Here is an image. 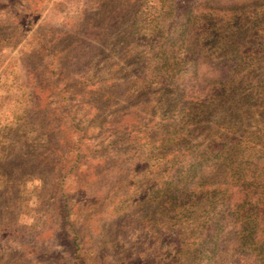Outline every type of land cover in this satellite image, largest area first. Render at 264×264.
Segmentation results:
<instances>
[{"label":"rangeland","instance_id":"374dc122","mask_svg":"<svg viewBox=\"0 0 264 264\" xmlns=\"http://www.w3.org/2000/svg\"><path fill=\"white\" fill-rule=\"evenodd\" d=\"M178 1H170L174 11L160 13L152 9L157 0H0V264H76L71 262L78 243L73 230L84 244L85 255L93 253L94 258L114 263L110 248L100 238L106 235L104 228L117 219L116 199L124 193L117 181L120 177L137 179L143 171L140 151L156 147L158 134L170 135L175 129L165 122L169 113L158 101L159 80L150 62L158 57V37H147L153 35V17L164 29L179 18L201 19L207 13L217 19L236 13L252 23L254 18L264 20V0H184L181 5ZM242 12L244 16H240ZM260 23L246 32L249 41L264 42V23ZM189 33H193L190 47L194 56L180 48L167 54L170 63L187 57L184 66L197 74L184 98L193 102L209 99L213 96L210 85L219 80H232L236 86L239 79L225 70L227 64L216 67L217 53L207 54L198 43L201 30L194 26ZM39 48L51 55L47 61L36 56ZM136 55L142 58L131 62ZM259 81L243 82L244 92L257 89L264 94ZM141 83L148 86L142 98ZM112 88L115 106L100 104L101 96ZM226 88L228 95L229 86ZM241 91L236 94H243ZM237 98L233 99L235 109L228 110V103L218 105L213 120L228 125L237 114L234 118L241 121L240 130L252 132L262 127L264 104L247 106L252 102L243 104ZM128 110L135 113L130 116L132 123L127 129H118L117 115L123 112L126 117L129 114L124 111ZM259 148L254 147L252 154L264 161ZM77 155L79 164L70 165ZM104 159L122 162L117 161L115 169L105 168L100 182L81 194L90 177L86 172ZM118 172H122L120 177ZM222 181V174H216L208 184ZM223 189L231 194V203L240 200L239 184L228 181ZM96 191L110 194L100 208L91 204ZM127 219L117 229V242L124 239L127 244L135 241V235L138 239L144 236L142 227L130 230L133 219ZM186 222L189 226L181 229L189 230L192 221ZM162 230L166 235L172 229ZM256 237L264 241V207ZM112 238L113 234L105 239ZM244 245H236L233 235H228L219 261L200 264H261L248 244Z\"/></svg>","mask_w":264,"mask_h":264},{"label":"trees","instance_id":"16d2710c","mask_svg":"<svg viewBox=\"0 0 264 264\" xmlns=\"http://www.w3.org/2000/svg\"><path fill=\"white\" fill-rule=\"evenodd\" d=\"M170 1L173 0H157L152 9L160 13L172 12L175 8ZM183 1H178V5L183 4ZM115 6L117 8L114 12L119 9L118 4ZM190 13L187 12L186 15ZM207 14L201 16V19L188 17L189 19L182 21V18H179L167 29L161 28L160 23L153 17V35L147 37H158V48L155 52L158 57L150 62L159 80L158 101L169 113L165 122L174 124L175 129L170 135L158 134L156 147L148 146L150 150L146 148L140 151L143 171L137 179H124L120 177L122 172H118L120 178L116 185L121 186L124 193L116 199L119 210L114 216L117 219L104 228L106 235L100 238L103 246L110 248L114 256L113 264H145L149 261L154 264H200L204 260L219 261L221 246L228 235H233V240L238 246L248 244V250L253 257L260 259V263L264 264V241L255 240L259 212L264 207V161L252 154L256 146H259L258 151L264 154V124L257 127L256 131L250 132L240 130L239 125L242 123L239 118H234L237 114H234L232 119L226 118L231 119L228 125H225V121H215L212 117L218 105L228 103V110L235 109V97H239L236 100L243 104L252 102L247 106L264 104V94L257 93V89L244 92L243 88V82L247 81L249 84L252 78L260 79L259 87H264V42L259 44L257 38L251 42L247 34L252 28H256L260 21V24L264 23V20L254 18L252 23L248 17L239 19L236 13L227 19H217L213 13ZM243 14L245 15L242 12L240 16H244ZM194 26L197 31L201 30L202 37L198 43L207 49L206 53H217L216 67L222 62L227 64L225 70L231 77L239 79L236 86L232 85V80L213 82L210 88L214 98L211 96L198 102L184 98L186 88L197 77L196 73H189L184 66L188 58H174L173 63H170L167 56L174 54L175 48L185 50L190 57L194 56L190 47L193 33L188 34ZM262 37V34L259 35L258 40ZM177 43L180 47L176 46ZM35 54L46 61L51 56L40 48ZM140 58L142 57L136 55L131 62H137ZM141 84L143 92L139 97L142 98L147 91V84ZM228 86L229 94L226 95ZM240 89L244 93L236 94ZM112 90L113 88L107 90L101 96L100 104L115 106L116 95ZM262 108L264 110V105ZM124 113L129 115L124 117L123 112L117 115L118 129H127V125L132 123L131 117L135 114L129 110ZM176 118L180 121L177 122ZM198 136L202 139L197 141ZM147 139L151 140L148 137ZM38 157L36 155V159ZM117 161L122 162L121 159ZM79 162L77 155L70 161V165L76 166ZM116 162L104 159L88 170L85 175L90 177L87 183H84L86 189L81 194H85L89 186L100 182L105 168L115 169ZM216 174H222L223 181L208 184L210 177ZM228 181H234L241 186L238 202L231 203V194L227 193V189L222 190V186ZM104 194L98 195L96 191L95 195H92L91 204H95L96 208L103 206L110 199V194ZM253 197L256 198L255 201L252 200ZM127 217L133 219L130 230L135 232L142 227L145 232L141 239L135 235V241L126 244L124 239L117 242L115 236L120 224H125L128 220ZM188 219L192 221L189 230L181 229L183 225L189 226L186 222ZM162 229L172 230L170 234L165 235ZM73 234L78 243L74 245L71 262L107 264L105 259L94 258L93 253L85 255L84 244L79 242L75 230ZM112 234V239H105Z\"/></svg>","mask_w":264,"mask_h":264}]
</instances>
